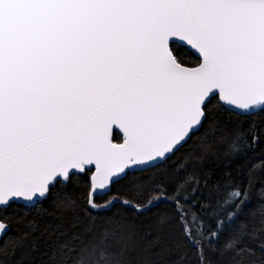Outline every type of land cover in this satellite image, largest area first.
Segmentation results:
<instances>
[{
  "label": "snow or ice",
  "instance_id": "1",
  "mask_svg": "<svg viewBox=\"0 0 264 264\" xmlns=\"http://www.w3.org/2000/svg\"><path fill=\"white\" fill-rule=\"evenodd\" d=\"M0 264H264V0H0Z\"/></svg>",
  "mask_w": 264,
  "mask_h": 264
},
{
  "label": "trees",
  "instance_id": "2",
  "mask_svg": "<svg viewBox=\"0 0 264 264\" xmlns=\"http://www.w3.org/2000/svg\"><path fill=\"white\" fill-rule=\"evenodd\" d=\"M117 188H119V186H115V187L113 188V192L110 193L109 195H110V196H111V195H119L120 192L117 191ZM163 210H164V205H160V208H159L158 210H157V209H153L154 212H156V211H163ZM209 257H210L211 259H213V260L218 259V257L215 255V253H209ZM189 259L192 260V261H194V259H195L194 251H193V252H189Z\"/></svg>",
  "mask_w": 264,
  "mask_h": 264
}]
</instances>
